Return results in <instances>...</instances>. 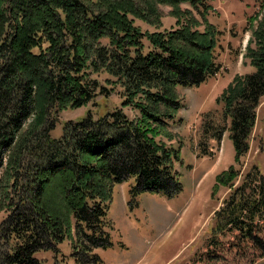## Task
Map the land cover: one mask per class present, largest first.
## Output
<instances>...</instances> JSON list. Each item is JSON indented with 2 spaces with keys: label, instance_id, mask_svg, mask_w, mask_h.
<instances>
[{
  "label": "trees",
  "instance_id": "1",
  "mask_svg": "<svg viewBox=\"0 0 264 264\" xmlns=\"http://www.w3.org/2000/svg\"><path fill=\"white\" fill-rule=\"evenodd\" d=\"M163 5L173 8L175 28L161 30ZM255 6L244 55L253 71L237 74L217 98L228 125L216 130L205 119L199 144L202 156H212L208 141L219 144L228 131L239 166L252 150L264 100V0ZM213 11L208 0H0V264H47L41 252L54 254L51 264H69L68 257L103 264L98 251L112 246L116 185L134 179L135 197L181 194L173 169L180 151L157 138L184 108L178 88L200 87L222 71ZM136 21L157 30L143 31ZM116 89L121 107L99 118L89 111L52 137L56 113ZM220 187L231 193L191 264L233 252L264 258V174L257 165L246 173L232 165L217 176ZM66 241L70 256L62 252Z\"/></svg>",
  "mask_w": 264,
  "mask_h": 264
},
{
  "label": "rangeland",
  "instance_id": "2",
  "mask_svg": "<svg viewBox=\"0 0 264 264\" xmlns=\"http://www.w3.org/2000/svg\"><path fill=\"white\" fill-rule=\"evenodd\" d=\"M208 4L214 7L209 21L220 32L216 56L222 71L200 87L178 88L184 108L177 113L175 122L170 124L163 136L157 138L168 149L180 151L181 161L175 159L173 169L181 177L183 191L172 200L151 192L135 197L132 192L134 179L116 185L109 211L112 246L107 251H98L103 264H191L194 258H201L205 252L214 226V213L231 193L227 187L216 190L217 176L232 165L242 173L257 165L264 174V100L257 109V123L251 137L252 150L242 159V166L235 163L234 146L228 131L219 144L213 139L208 141L207 149L212 156L201 155L199 144L204 120L213 124L216 130L228 125L223 120V106L216 103L220 92H223L220 90L222 84L237 74L253 70L244 55L251 36L247 21L257 12L255 0H208ZM180 7L192 10L189 4H181ZM160 9L163 18L161 30L175 28L177 19L172 15L173 8L163 5ZM136 25L143 31L157 30L141 21H136ZM107 78L105 74L99 76L104 86L107 85ZM118 93L119 89H116L109 97L99 96L81 109H65L56 113V129L51 133L52 137L60 138L65 123L78 121L89 111L99 118L121 107ZM126 112L131 117L136 115L130 110ZM5 217L6 211H0V223ZM228 240L221 239L224 242ZM62 252L70 256V241L63 243ZM44 253L42 257H45ZM68 259L69 264H74L72 259ZM52 262L51 258L47 264ZM198 264H264V258L259 255L244 258L233 252L210 262L203 257Z\"/></svg>",
  "mask_w": 264,
  "mask_h": 264
},
{
  "label": "crops",
  "instance_id": "3",
  "mask_svg": "<svg viewBox=\"0 0 264 264\" xmlns=\"http://www.w3.org/2000/svg\"><path fill=\"white\" fill-rule=\"evenodd\" d=\"M253 70H251V71H249L248 73H250V72H252ZM241 75V74H240ZM236 76V75H235ZM234 76V77H235ZM234 77L233 78H231V79H229L226 83H224V84H222V86H221V89L220 90H225L227 87H228V85L232 82V80L234 79ZM212 79V78H211ZM210 80V79H209ZM205 84V83H204ZM203 85V84H202ZM222 94V91L220 92V95ZM62 247V246H61ZM41 254H43V252H41V253H39L38 254V257L40 258V259H43V260H49V259H53L54 258V254L52 253V252H46V253H44L45 255V257H42L41 256Z\"/></svg>",
  "mask_w": 264,
  "mask_h": 264
}]
</instances>
